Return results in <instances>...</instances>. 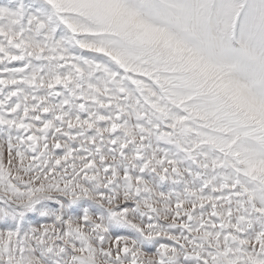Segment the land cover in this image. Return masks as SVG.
Listing matches in <instances>:
<instances>
[{
  "label": "snow or ice",
  "instance_id": "obj_1",
  "mask_svg": "<svg viewBox=\"0 0 264 264\" xmlns=\"http://www.w3.org/2000/svg\"><path fill=\"white\" fill-rule=\"evenodd\" d=\"M0 264H264V0H0Z\"/></svg>",
  "mask_w": 264,
  "mask_h": 264
}]
</instances>
